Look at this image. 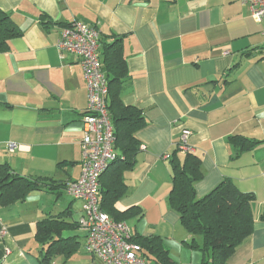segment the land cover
<instances>
[{"label": "crops", "instance_id": "crops-1", "mask_svg": "<svg viewBox=\"0 0 264 264\" xmlns=\"http://www.w3.org/2000/svg\"><path fill=\"white\" fill-rule=\"evenodd\" d=\"M0 9L23 32L0 53V165L53 186L0 206V229L8 228L0 264H45L47 246L35 232L48 219L72 225L61 234L67 251L48 264H104L86 251L82 202L64 188L81 176L88 105L80 59L57 48L63 25L75 22L107 42L123 39L130 80L122 100L146 120L136 163L123 172L127 191L115 203L119 212L142 211L125 221L132 236H159L175 264L202 263L169 204L170 161L175 153L184 160L178 143L189 132L204 175L198 198L225 179L255 197L253 233L226 264H264V18L239 0H0ZM43 16L52 22L46 28ZM232 137L259 144L238 155Z\"/></svg>", "mask_w": 264, "mask_h": 264}, {"label": "trees", "instance_id": "trees-1", "mask_svg": "<svg viewBox=\"0 0 264 264\" xmlns=\"http://www.w3.org/2000/svg\"><path fill=\"white\" fill-rule=\"evenodd\" d=\"M51 23L47 16H43L42 25L45 28ZM71 26L72 24H64L63 28ZM22 34V30L11 17L0 9V53H6L10 41L21 37ZM122 41L123 39L117 36H112L110 42L101 37L99 39L102 70L108 80L107 109L114 129L115 148L120 157L124 158H119L111 164L100 179L101 209L115 222H125L135 211L138 216L142 215V211L137 207L119 212L115 203L127 191L123 172L135 165L141 146L136 134L146 126L142 111L125 105L122 100V92L130 80ZM2 105L0 103V107ZM230 142L239 147L238 155L251 151L259 144L243 137H232ZM179 146L180 142L178 150L182 152ZM170 164L173 188L169 204L179 215L182 227L192 236L191 242L186 245L204 255L201 264H226L253 233L254 195L243 193L232 180L225 179L211 193L198 198L195 185L204 176L200 158L193 153H185L184 160L181 161L175 153ZM48 181L22 177L14 173L8 164L0 165V206L8 207L17 202H24L33 192L47 188L52 190L53 186ZM262 220L264 221V215ZM70 227L72 225L57 219H48L37 224L35 240L42 246H47L41 259L43 263L48 264L55 256L67 251L69 242L63 240L61 234ZM131 241L142 248L143 256L151 264H175L159 236L134 235ZM72 253L70 251L67 257Z\"/></svg>", "mask_w": 264, "mask_h": 264}, {"label": "built area", "instance_id": "built-area-1", "mask_svg": "<svg viewBox=\"0 0 264 264\" xmlns=\"http://www.w3.org/2000/svg\"><path fill=\"white\" fill-rule=\"evenodd\" d=\"M250 8L252 17L264 18V0H239ZM100 33L94 27L72 23L61 30L57 48L61 55L71 54L80 59L88 88V105L83 116L84 137L81 143V176L66 185L68 197L82 202L80 226L86 232V251L104 264H151L142 248L131 241V227L115 222L101 209L100 179L111 164L120 157L115 148L114 129L107 109L108 80L99 56ZM190 133L184 132L180 150L193 153L189 145ZM16 149L11 145V151ZM165 158H169L166 156ZM8 235V228L0 229V238Z\"/></svg>", "mask_w": 264, "mask_h": 264}]
</instances>
